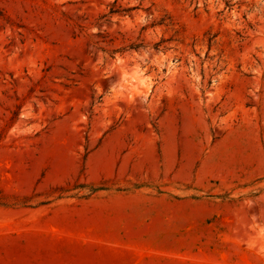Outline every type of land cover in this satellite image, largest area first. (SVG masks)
<instances>
[{
    "label": "rangeland",
    "instance_id": "rangeland-1",
    "mask_svg": "<svg viewBox=\"0 0 264 264\" xmlns=\"http://www.w3.org/2000/svg\"><path fill=\"white\" fill-rule=\"evenodd\" d=\"M244 234H264V0H0V264Z\"/></svg>",
    "mask_w": 264,
    "mask_h": 264
},
{
    "label": "crops",
    "instance_id": "crops-1",
    "mask_svg": "<svg viewBox=\"0 0 264 264\" xmlns=\"http://www.w3.org/2000/svg\"><path fill=\"white\" fill-rule=\"evenodd\" d=\"M161 239L167 240L154 241L161 244L152 248L161 255L159 264H264V234Z\"/></svg>",
    "mask_w": 264,
    "mask_h": 264
}]
</instances>
